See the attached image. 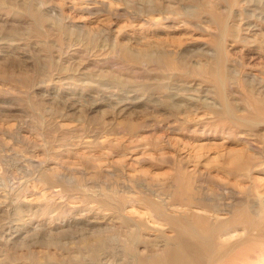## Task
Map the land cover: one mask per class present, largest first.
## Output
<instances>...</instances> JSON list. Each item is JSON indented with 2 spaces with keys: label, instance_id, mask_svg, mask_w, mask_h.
Returning <instances> with one entry per match:
<instances>
[{
  "label": "rangeland",
  "instance_id": "rangeland-1",
  "mask_svg": "<svg viewBox=\"0 0 264 264\" xmlns=\"http://www.w3.org/2000/svg\"><path fill=\"white\" fill-rule=\"evenodd\" d=\"M262 209L264 0H0V264H161L184 226L264 264Z\"/></svg>",
  "mask_w": 264,
  "mask_h": 264
},
{
  "label": "bare ground",
  "instance_id": "bare-ground-1",
  "mask_svg": "<svg viewBox=\"0 0 264 264\" xmlns=\"http://www.w3.org/2000/svg\"><path fill=\"white\" fill-rule=\"evenodd\" d=\"M247 209H249V208H247ZM262 210H264V209H262ZM239 211H242L243 213L240 216L238 215L239 217L236 214V216L238 218L234 215L235 216L234 219L235 218L237 219V223L238 222H243L246 225L251 224L252 223L251 215L250 214L248 215L247 213H244L243 210H239ZM219 212L218 211H216V212L214 211L216 220L219 218L218 217V215L220 214ZM262 212H264V211H262ZM239 214H241V213L239 212ZM255 215H254V217H255ZM258 216H261V215L259 214ZM255 223H257V222H255ZM191 228H189L187 226H184V227H180L177 230L175 238H174L173 247H171V249L169 248L166 251L167 253L164 254V257L157 261L158 263H161V264H204L205 258L208 256V251H209V248L211 247V244H212L211 241L212 240H211L210 237H207V236L203 235V233L200 230H196V229H193V228L191 229ZM247 228L248 227H246V230L250 229V228H248V229ZM252 229H254V228H252ZM219 231H221V230H219ZM237 231L238 230H236L235 226H234V228H231V229L229 227H227V228H225V231H223V233H218L217 237L222 242V244H223V242L227 243L230 239L237 238L239 236ZM241 232H242V229H241ZM241 232H240V235L242 236L243 233L241 234ZM186 235H190L193 240L189 239ZM239 238H241V237L239 236ZM257 259H259V257H257ZM148 262H150L149 259H148ZM145 264H152V263L150 262V263H145ZM154 264H156V263H154Z\"/></svg>",
  "mask_w": 264,
  "mask_h": 264
}]
</instances>
